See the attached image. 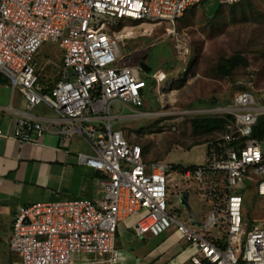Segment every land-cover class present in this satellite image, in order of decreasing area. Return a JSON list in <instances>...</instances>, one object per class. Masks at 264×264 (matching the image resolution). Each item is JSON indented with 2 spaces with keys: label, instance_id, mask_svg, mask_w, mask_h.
Segmentation results:
<instances>
[{
  "label": "built area",
  "instance_id": "obj_1",
  "mask_svg": "<svg viewBox=\"0 0 264 264\" xmlns=\"http://www.w3.org/2000/svg\"><path fill=\"white\" fill-rule=\"evenodd\" d=\"M200 1L0 0V76L19 92L27 109L15 110L11 131L0 128V135L34 142L54 123L62 140L79 135L92 149L76 152L75 160L105 175L100 179L101 199L34 202L15 208L7 244L19 264H115L116 226L127 217H132L136 236L175 230L195 248L190 264H264V217L247 219L244 198L234 191L242 188L264 197V138L251 136L264 105L257 104L251 91L237 92L230 104L190 112L231 116L218 148H210L205 162L182 165L176 171L194 179L199 195L211 206L198 229L167 211V175L173 164L147 160L140 142L113 128V120L150 114L142 110L148 86L142 73L147 72L140 63L120 64L123 56L117 42L132 34L128 25L118 24L125 19L141 25L173 23ZM46 44L53 47L50 60L58 78L40 87L36 57ZM166 79L160 68L148 76L159 84ZM113 103L120 112L112 115ZM39 105L53 114L47 122L32 113ZM124 109L126 115L121 114ZM190 217L196 223L192 212ZM217 226L221 238L209 236L208 230Z\"/></svg>",
  "mask_w": 264,
  "mask_h": 264
},
{
  "label": "rangeland",
  "instance_id": "obj_2",
  "mask_svg": "<svg viewBox=\"0 0 264 264\" xmlns=\"http://www.w3.org/2000/svg\"><path fill=\"white\" fill-rule=\"evenodd\" d=\"M248 2L254 12L245 4V16L236 11L231 17L229 6L223 5L218 15L209 18L213 5L209 2L210 7L195 6L173 23L141 25L123 20L133 34L117 42L119 55L123 56L120 64L144 62L147 66V73H142L148 84L142 110L150 114L113 120V128L123 129L132 140L140 142L146 159L179 165L205 162L208 142L219 139L221 132L214 130L205 136L194 132L191 119L196 115L190 112L230 104L241 90L239 86L251 91L258 105H264V0ZM52 49L49 44L43 45L36 57L47 82L54 80L57 70L50 60ZM232 54L245 56L248 65L236 69L229 77L217 74V61ZM157 68L167 73L161 84L148 80ZM109 112L119 113L120 107L113 103ZM127 113L124 109L121 114ZM248 183L245 181V185ZM166 185L167 211L198 229V224L206 221L211 206L199 195L195 180L169 170ZM234 191L244 198L247 219L264 217V211L261 212L264 197H255L242 188ZM191 212L196 223L191 221ZM207 233L213 238L222 236L218 226ZM3 263L0 252V264Z\"/></svg>",
  "mask_w": 264,
  "mask_h": 264
},
{
  "label": "crops",
  "instance_id": "obj_3",
  "mask_svg": "<svg viewBox=\"0 0 264 264\" xmlns=\"http://www.w3.org/2000/svg\"><path fill=\"white\" fill-rule=\"evenodd\" d=\"M257 93V92H256ZM26 111L19 92L0 76V128L9 133L17 115ZM32 113L44 121L53 114L43 105ZM49 131L37 141L20 143L0 135V252L3 264H19V258L8 249L7 240L17 206L34 202L103 198L100 179L105 175L78 163L76 152L91 153L92 149L79 135L65 140L55 132L58 125L49 123ZM132 217L117 223L114 247L118 252L115 264H190L195 248L181 239L175 230L136 236L131 228Z\"/></svg>",
  "mask_w": 264,
  "mask_h": 264
},
{
  "label": "trees",
  "instance_id": "obj_4",
  "mask_svg": "<svg viewBox=\"0 0 264 264\" xmlns=\"http://www.w3.org/2000/svg\"><path fill=\"white\" fill-rule=\"evenodd\" d=\"M247 1H249V0H242L240 2H236L233 4L220 3L218 6H216L214 4V2H212L213 5L211 6L210 15L208 17L212 18V17H215L216 15H218L220 13V10L222 9L223 5L229 6V8H230L229 14L231 17L236 15V11H239V14H241L242 16H245V4L247 5V7H250L251 11H253L252 10V4H250L249 2L247 3ZM209 2H211V1L202 0L198 3L191 5L190 7L185 9V11L183 12V14L181 16L175 18L174 21L181 19L183 17V15L189 9H191L195 6L202 5L205 8L208 6L210 7ZM133 23L137 24V22H133ZM122 24H124L123 21L120 22L118 24V26H120ZM141 63H143L145 65L144 62H141ZM247 65H248V59L245 56H243L241 54H232V55L220 58L216 63L215 71L217 74H219L221 76L229 77L233 74V72L236 69L246 67ZM39 66H40V64L38 63V65H37L38 84L40 85V87L41 86L44 87L46 85H49V83H51V82L46 81L47 78H46V76L43 75V71L41 70V68ZM57 78H58V74H56L53 81H55ZM239 88L241 89L240 91L247 90L243 86H239ZM195 115L196 116L193 119H191L192 130L196 133L203 134L204 136L210 135L214 130L220 131L222 133L224 130H226V125L231 118V116H229V115H214V114H195ZM198 115H200V116H198ZM251 136L253 138L258 139V140L264 138V115H261L259 117L257 123L252 127ZM206 139L207 138H205V140ZM218 142H220V139H214V140H211L208 142L207 154L210 152L211 147L218 148V146H217ZM147 160H149V159H147ZM152 160L156 161V159H152ZM190 166H192V165H190ZM181 168H182V165L173 164L171 170L177 171V170H181Z\"/></svg>",
  "mask_w": 264,
  "mask_h": 264
},
{
  "label": "bare ground",
  "instance_id": "obj_5",
  "mask_svg": "<svg viewBox=\"0 0 264 264\" xmlns=\"http://www.w3.org/2000/svg\"><path fill=\"white\" fill-rule=\"evenodd\" d=\"M128 34H133L131 28L127 29ZM163 85V84H162ZM160 87V86H159ZM162 96V95H161ZM163 98V97H162Z\"/></svg>",
  "mask_w": 264,
  "mask_h": 264
},
{
  "label": "water",
  "instance_id": "obj_6",
  "mask_svg": "<svg viewBox=\"0 0 264 264\" xmlns=\"http://www.w3.org/2000/svg\"><path fill=\"white\" fill-rule=\"evenodd\" d=\"M140 65L144 68L145 71H147V66L144 65L143 63H140Z\"/></svg>",
  "mask_w": 264,
  "mask_h": 264
}]
</instances>
